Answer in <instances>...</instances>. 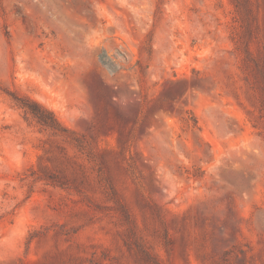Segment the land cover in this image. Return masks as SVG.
<instances>
[{"label":"rangeland","instance_id":"rangeland-1","mask_svg":"<svg viewBox=\"0 0 264 264\" xmlns=\"http://www.w3.org/2000/svg\"><path fill=\"white\" fill-rule=\"evenodd\" d=\"M0 264H264V0H0Z\"/></svg>","mask_w":264,"mask_h":264},{"label":"trees","instance_id":"trees-1","mask_svg":"<svg viewBox=\"0 0 264 264\" xmlns=\"http://www.w3.org/2000/svg\"><path fill=\"white\" fill-rule=\"evenodd\" d=\"M8 94L13 102L28 113L41 127L59 134L69 132V129L59 121L54 112L44 105L25 95H18L13 92Z\"/></svg>","mask_w":264,"mask_h":264}]
</instances>
